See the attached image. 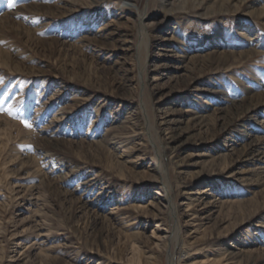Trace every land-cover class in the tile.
Instances as JSON below:
<instances>
[{
	"label": "rangeland",
	"instance_id": "rangeland-1",
	"mask_svg": "<svg viewBox=\"0 0 264 264\" xmlns=\"http://www.w3.org/2000/svg\"><path fill=\"white\" fill-rule=\"evenodd\" d=\"M147 2L0 0V264H167L142 95L178 264H264V0H153L144 87Z\"/></svg>",
	"mask_w": 264,
	"mask_h": 264
},
{
	"label": "bare ground",
	"instance_id": "bare-ground-1",
	"mask_svg": "<svg viewBox=\"0 0 264 264\" xmlns=\"http://www.w3.org/2000/svg\"><path fill=\"white\" fill-rule=\"evenodd\" d=\"M167 0H164V3ZM153 2V0H148L147 2V9H139L137 8V10L140 11V14L138 15V30H139V38H140V47H141V51H143V55L140 57L139 63H140V81L142 83V85L145 87V78H146V73L148 70V50H149V46H150V28L149 25L147 23L148 18L150 17V5ZM198 4H201V2H197ZM165 5H163L164 7ZM140 50V49H139ZM145 52L147 55H145ZM144 97L145 95H142V101H143V111H144V117H145V125H147L148 131H150L149 133V137L151 139V141L154 144V148H155V155L154 157L158 159V162L160 164V168L158 169L157 172H159L160 178L162 179V185L168 189V192L166 194V199H167V203L169 204V208L171 210V214L174 217L173 218V222H172V227H171V232H172V242L169 245V250L167 252V264H178V260H180V258L183 256V254L177 255V249L180 248L178 245L179 239L182 235V228L181 225L179 223V219H178V210H179V206L176 203V200L174 199V195L172 192V189L169 187V181H168V172L166 170V153H165V149L164 146L162 144V142L159 140V136H157V132H156V127L154 126V124L151 121V118L149 116L147 107L145 106V102H144ZM182 247V246H181ZM131 250L133 253V259L131 260L132 264H141V262L138 261V263L136 262V255L138 253V249L137 247H135V242L132 241L131 244Z\"/></svg>",
	"mask_w": 264,
	"mask_h": 264
},
{
	"label": "snow or ice",
	"instance_id": "snow-or-ice-1",
	"mask_svg": "<svg viewBox=\"0 0 264 264\" xmlns=\"http://www.w3.org/2000/svg\"><path fill=\"white\" fill-rule=\"evenodd\" d=\"M26 123V125L28 126V127H31V125L30 124H27V122H25Z\"/></svg>",
	"mask_w": 264,
	"mask_h": 264
}]
</instances>
